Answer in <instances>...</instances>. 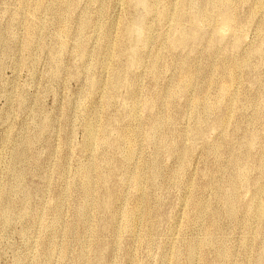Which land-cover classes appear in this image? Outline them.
<instances>
[{"label":"rangeland","instance_id":"374dc122","mask_svg":"<svg viewBox=\"0 0 264 264\" xmlns=\"http://www.w3.org/2000/svg\"><path fill=\"white\" fill-rule=\"evenodd\" d=\"M214 1L0 0V264H264V0Z\"/></svg>","mask_w":264,"mask_h":264},{"label":"bare ground","instance_id":"6f19581e","mask_svg":"<svg viewBox=\"0 0 264 264\" xmlns=\"http://www.w3.org/2000/svg\"><path fill=\"white\" fill-rule=\"evenodd\" d=\"M38 2H41V1H38ZM213 3V2H212ZM22 4L23 5H26L27 4V0H22ZM28 5H29V2H28ZM27 5V6H28ZM35 5H36V7H34V9H33V11H32V15L33 14H35V12L39 9V7L41 6V3L40 4H37V3H35ZM219 5V1H214V3H213V5H212V7L213 8H215V7H217ZM256 12V11H255ZM38 12H36V14H37ZM166 14H167V12L166 11H164V12H162V14H161V16L162 17H165L166 16ZM202 16H204V17H206L205 16V14L204 13H202ZM34 30H31L30 32H29V35H30V38H32V36L34 35ZM63 33V31H61V34ZM126 40H129V41H131V42H135L136 41V39H135V37L134 36H132L131 34H129V32H128V34H127V36H126ZM30 42H31V39H29L28 40V42H27V45H29L30 46ZM176 44H178V43H175V45ZM29 46H27V48L29 47ZM132 57H133V61H138L137 59H138V56H137V54H136V52L135 51H133V53H132ZM137 64V63H136ZM188 82V81H187ZM188 84V83H187ZM186 85V84H185ZM189 86H190V83H189ZM229 94H230V88H222V98H226V97H229ZM199 104V103H198ZM206 107L205 108H208V106L207 105H205ZM89 122V121H88ZM88 125V124H87ZM88 127V129L90 128V125L89 126H87ZM157 131L158 130H155V133L157 134ZM161 133V132H160ZM93 140V135H92V129H90L89 130V137H88V142H87V145H91V141ZM136 152L137 151H135V148H132V147H130L128 150H127V154H126V158H127V161L128 160H132L134 157H135V154H136ZM136 156H137V154H136ZM136 158V157H135ZM141 166V165H140ZM114 170H116V168L114 169ZM82 171V170H81ZM80 171V172H81ZM81 174V173H80ZM142 174L143 173H141V170H139V172H138V174L135 176V180H134V183H135V186H136V188H140L141 187V185H143L142 184ZM90 175H91V173H90V170H88V168L87 169H85L84 171H83V174H82V181H83V186H84V190H85V196H89V194H90V191H91V189H90V187H91V183H90ZM133 175V174H132ZM144 178V177H143ZM231 198V197H230ZM226 212L228 213V214H231L232 212H233V201H231V200H229L227 203H226ZM101 209L102 210H105V211H107L108 209H109V205H108V203L106 202V201H103L102 202V204H101ZM143 211V210H142ZM145 212V211H144ZM144 212L142 213L141 212V215L142 214H144ZM123 213V212H122ZM138 213H139V211H137V209H133V210H130V212H127L125 215H124V218L127 220V221H129L130 223V225L131 226H136V224H138ZM118 214V213H117ZM120 215V214H119ZM256 215L258 216V217H264V208H262L261 207V205L259 206V209L257 210V213H256ZM121 216H123V215H121ZM116 217H118V215L116 216ZM141 217V216H140ZM209 240V239H208ZM198 241H200V240H198ZM197 242V241H196ZM194 243V242H193ZM198 243V242H197ZM199 244V243H198ZM212 243H211V241L209 240V241H206V245H208V246H210ZM198 247V246H197ZM200 247V246H199ZM197 250V249H196ZM224 253H225V251H224Z\"/></svg>","mask_w":264,"mask_h":264}]
</instances>
